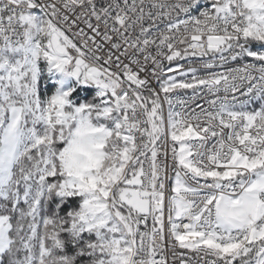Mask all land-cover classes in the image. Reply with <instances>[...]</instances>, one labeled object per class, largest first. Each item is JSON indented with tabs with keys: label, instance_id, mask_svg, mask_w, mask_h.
I'll use <instances>...</instances> for the list:
<instances>
[{
	"label": "snow or ice",
	"instance_id": "snow-or-ice-1",
	"mask_svg": "<svg viewBox=\"0 0 264 264\" xmlns=\"http://www.w3.org/2000/svg\"><path fill=\"white\" fill-rule=\"evenodd\" d=\"M0 264H264V0H0Z\"/></svg>",
	"mask_w": 264,
	"mask_h": 264
}]
</instances>
